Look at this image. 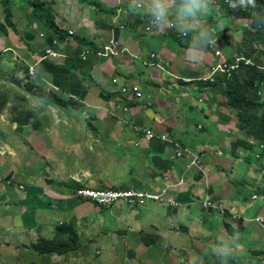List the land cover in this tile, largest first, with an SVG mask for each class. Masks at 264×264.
<instances>
[{
	"label": "crops",
	"instance_id": "crops-1",
	"mask_svg": "<svg viewBox=\"0 0 264 264\" xmlns=\"http://www.w3.org/2000/svg\"><path fill=\"white\" fill-rule=\"evenodd\" d=\"M40 3L50 9L59 29L86 42L81 54L89 60L88 80L79 69L63 67L67 55L80 44L68 37L53 46L52 32L43 17L34 16ZM115 4L116 0H11L15 31L5 34L0 29V73L8 71L14 79L6 82L12 86L7 105L11 107L12 95H17L21 112L12 121L9 108L2 109L0 128L12 134L10 145L15 147L16 142L20 147L17 136L24 134V147L32 151V160L38 161L34 154L40 156L41 171L47 176L43 179L31 173L34 187H26L29 193L23 200L14 185L12 191L6 184L0 188V198L8 197L0 209V232L11 235L19 230H38L40 239H54L57 225L73 222L85 243L78 251L52 256L64 259L62 263H91L96 256L97 262L109 264L117 250L115 264H188L189 259L192 264H214L215 258L204 256V252L228 225L231 234H239L242 245L239 259L230 264H264V222L258 221L264 219V185L258 189L261 202L250 206L242 202L247 199V189L236 192L232 179L226 180L227 168L233 173L238 167L237 175L250 179L249 164L239 159L251 152L235 148V144L242 138L251 139L245 129H240L238 110L228 105L223 74L216 73L212 82L202 80L211 75L218 62H231L238 55L227 50L219 58L207 48L202 59L191 63L186 54L188 38L171 27L146 32V15H132L127 0L118 7ZM3 21L0 0V24ZM232 22L216 27L215 50L222 51L220 36L233 29ZM113 40L118 42L117 53L106 54L104 49ZM47 48L59 56L44 55ZM261 64L264 71V60ZM27 76L81 106L70 109L49 97L35 96L27 87L31 82H24ZM243 76L246 80L250 77L239 74L240 82L245 80ZM132 86L141 92V98H133ZM122 88L127 91L122 92ZM21 119L24 122L20 125ZM146 131L155 137L145 138ZM163 134L180 147L182 157L176 155L172 143L159 139ZM56 135L59 146L56 139L54 143L49 140ZM48 180L72 181L80 188L150 192L175 186L172 196L177 205L101 207L79 198L76 192L80 188L73 191ZM50 185L57 187L48 188ZM43 187L47 188L41 193V203L46 206L38 209L30 199ZM205 203L227 210L238 224L222 217L220 224L216 223L219 211L209 210ZM28 218L32 219L30 225ZM35 221L37 227H32ZM149 234L150 244L145 242Z\"/></svg>",
	"mask_w": 264,
	"mask_h": 264
},
{
	"label": "trees",
	"instance_id": "trees-1",
	"mask_svg": "<svg viewBox=\"0 0 264 264\" xmlns=\"http://www.w3.org/2000/svg\"><path fill=\"white\" fill-rule=\"evenodd\" d=\"M80 1L85 2L86 0ZM257 4L258 7L255 9H231L228 7L226 0H214V7L219 9L221 15L218 16L213 14L211 17V24L214 26L217 23V28L220 29L225 25V22L229 25L233 19L236 21L245 20L247 23L245 24L246 28H243L242 30L241 41L235 53L236 55L242 54L244 57L251 58L253 60V64L248 65L241 62L238 68L239 70L244 69L248 72L250 77L247 80L245 79L240 82L238 79L239 72L236 70L231 73L229 78H226V76L223 75L224 77L222 79L225 86V95L228 97V105L233 106L238 110L240 129H245L249 134V137L257 143L264 144V100L262 99V96L259 95L261 88L260 84L264 82V71L260 69L262 59H264V0H257ZM2 7L4 12V21L0 24V29L6 34L10 30L15 31L12 23L11 0H2ZM41 12L44 13L42 14ZM34 13L35 18H39V16L43 17L42 19H44L45 24L52 32L51 38H53V46L61 41H65L68 37H72L80 44L77 49L70 52V55H67L69 57H67L63 67H65V69H79L84 78L88 80L86 74L90 71L89 60L81 54V46L85 45L86 42H83L77 37H74L72 34L59 29L54 21L50 9L46 7L45 4H36ZM145 22L148 23V19H146ZM90 46L93 47V44H90ZM47 49L43 52L44 55H48L46 52ZM97 53H100V51ZM222 62L230 64V62H227L226 60ZM27 82H31V84H27L29 92L33 91L34 95L37 97H49L56 102V104L61 105V107H67L70 109H76L81 106V104L74 99H66V97L57 94L53 90H47L44 86L39 84L37 85L35 83L36 81L34 79L32 80L29 76H27ZM249 110L251 112H249ZM259 110H261V112L258 116L256 113L259 112ZM254 111L257 112L253 113ZM238 147H243L245 150L251 152L254 150L253 148L255 146L251 145L248 142V139L246 140V138H244L236 142L235 148ZM255 148L258 150L257 147ZM259 157L264 159V153ZM48 182L55 183L53 180H48ZM57 184L69 187L73 191L75 190V187L80 188L77 183L72 181L68 183L57 182ZM224 228L231 234V229L228 225H224ZM56 230L58 233L56 238H41L38 243H32L26 246L25 249L34 252L38 256H62L67 255L70 252L78 251L83 247L85 242L79 235L75 223L71 222L59 224L56 226ZM61 234L67 235V238L62 239Z\"/></svg>",
	"mask_w": 264,
	"mask_h": 264
},
{
	"label": "rangeland",
	"instance_id": "rangeland-1",
	"mask_svg": "<svg viewBox=\"0 0 264 264\" xmlns=\"http://www.w3.org/2000/svg\"><path fill=\"white\" fill-rule=\"evenodd\" d=\"M232 21H234V22H232V26L235 25L233 27V29L228 33H224V35H223L224 37L220 36L223 53L221 50H218V55L219 54H221V56H222V54L225 55L227 50L231 51L232 53H235L236 49L238 48V45L240 44L242 30H243V28H246L245 24H247V23L245 20L236 21L233 19ZM209 23H210V21H209ZM225 25H228V23L225 22ZM217 26H218V24L216 23L215 27H217ZM226 27H229V26H226ZM218 55H216L214 53V56L217 57ZM235 57H239V58L242 57L243 59H248V60H250V63H248V64H253V60L251 58H246L242 54L235 56ZM234 58L232 60H234ZM263 60L264 59H262V61ZM236 62H238V61H236ZM241 62L246 64L243 60H241L240 63ZM248 64H246V65H248ZM239 66H240V64H239ZM261 66H262V64H261ZM261 66H260V69H261ZM221 68H222V65L220 64V62H218L214 69L215 70H221ZM237 72H239L240 75L241 74L244 75L246 73L248 74V72H246L244 69H241V70L238 69ZM33 74H34V71L32 69L29 71V75L32 76ZM9 78H10V75H9L8 71H6V73L4 75H2V73H0V109L9 108L8 112H9V115L11 116L9 119L12 121H15V119L17 120V118H14V115L17 113L19 114V112H21L18 109L20 103L17 99V95H12L13 100L11 102V107H9L7 105V102H8L7 95H9L8 92L10 90H12V86H10V88H9L8 85H6V82H15L14 79H11V78L9 79ZM199 80L201 81V78L198 79V81ZM25 81L27 82L26 79L24 80V82ZM260 85H261V88H260L259 95H261L262 99L264 100V82L261 83ZM138 93L140 94V96L134 97L132 95L133 98H136V99L141 98L142 94L139 90H138ZM0 111H2V110H0ZM249 112H251V111L249 110ZM255 112H257V111H254L253 113H255ZM260 112H261V110H259V112H257L256 114L259 116ZM18 121H19L20 125H21V122H24V120H22V119L18 120ZM4 130L5 129H3V127L0 128V188H3V186L6 184V185H8L9 190L12 191L14 189L12 187V185H14L16 187V189L19 188V190H20V191L18 190V192L15 191V193L19 196L20 199L23 200V199L27 198V194L29 193L27 191L26 187H34V184H31V182H30L31 179H33L32 175H34L36 177H37V175H40L41 178L44 179L45 176H47V174H45L46 172L41 171V169L43 167H41V165H40L41 164V159H39L40 156L39 155L35 156V154H34V157L36 159H38V161H35L34 159L32 160L31 155H30L32 151H30V149L26 150V146L24 147V143H23L24 134L17 136V138L21 139L20 147L18 145V142H16V144H15L16 147H15V146L10 145L11 139L13 138L12 134H10L8 132L4 133ZM54 134H56V133H54ZM243 136L246 137V135H243ZM55 139H56V145L59 146L58 142H57V135L55 137L50 136V138H49V140L53 143L55 142ZM242 139H244V138H242ZM242 139H239V140H242ZM164 142L172 143V146L176 149V155L178 157L183 156L180 147L177 144L171 142L169 140L168 136H167V140ZM7 146H10V148H12V150L15 152V156L12 155V153L10 152V149ZM263 153H264V150H257V152L252 150L251 154L248 153L247 156H245V157L242 156V158L240 157L241 160L239 159V161L242 162L243 160H245L243 162L245 164H249L248 165V170L250 173L249 177H250V179L254 178V180H250V179L246 180L244 176L242 177V176L237 175L236 171L239 170V167L233 173L231 171H229V168H227L229 176H226V180L232 179L233 182H231V181L230 182L234 185L236 192L242 191L243 188L247 189L246 190L247 199L246 200L243 199L242 202L244 201L247 205H250V206H255V205L259 204L262 200V194L258 193V189H260L262 187V185H264V171H259V169L264 170V165L262 164L264 159L259 157ZM24 163H25V165H24ZM21 165H23L24 167H21ZM50 168L52 169V167H50ZM31 173H33V174L31 175ZM258 179L261 182L258 181ZM166 180H169V177H167ZM180 180H181V178L179 179V181L177 183H180ZM54 182H55L54 184L58 185L56 180ZM56 185H50L48 188L57 187ZM256 185L258 186V188H255ZM21 187H22V189H20ZM174 187L175 186H167L166 188H164V190H166V197L169 198L170 200H172V202H174V198L172 196V189ZM45 188H47V187H43L42 191L39 189L37 195L32 193L31 196H33V197L30 200H31V204L33 207H35V208L37 207L39 209L42 206H46V204L41 203V201H42L41 193L44 191ZM69 190H71V189H69ZM252 193H255L256 195L255 194L254 195L258 196V198H256V199L252 198L251 197ZM0 200H1L0 203H3L0 206V209L2 210V208H4V206L6 205V203H8L7 202L8 197L2 196V198H0ZM206 202H208V201H206ZM159 204H163V203H159ZM165 205L174 206V205L168 204V203ZM222 210H223V212L218 210L219 214H217L215 216L216 223L220 224L221 219L223 218L224 220H230V222L232 224H235V223L238 224V221L233 220L231 218V216L228 214L229 212H227V210H224L223 208H222ZM0 215H1V213H0ZM27 217H29V216H27ZM28 219H29V225L32 224V219L31 218H28ZM32 227H37L36 221H35V224L33 222ZM52 228L54 229V227H52ZM52 232L54 234V230ZM40 234L38 233V230H37V232L35 231L32 233H29L28 231H24V230H19V231H16L15 233L11 232V235L0 232V264H72V262H68V261L62 263L61 261L64 259H61V257L54 258L51 255L37 257L34 252L25 249L26 246H28L32 243H34V244L38 243L41 240ZM150 237H151V234L145 236V242L148 244H150L152 242ZM52 238H50V239H52ZM118 250L121 254L122 249L118 247ZM93 254L95 256V253H93ZM116 257H117V250L114 253V255L111 257L112 262L114 261V259ZM98 259H99V257L96 258V256H95V260L93 262L89 263L88 261H86V262H83L82 264H101V263L97 262ZM95 261H96V263H95ZM112 262L110 261L109 264H115Z\"/></svg>",
	"mask_w": 264,
	"mask_h": 264
},
{
	"label": "clouds",
	"instance_id": "clouds-1",
	"mask_svg": "<svg viewBox=\"0 0 264 264\" xmlns=\"http://www.w3.org/2000/svg\"><path fill=\"white\" fill-rule=\"evenodd\" d=\"M121 2L124 0H116L115 6L118 7ZM226 2L231 9L258 7L257 0ZM127 7L132 15H146L149 28L152 30L161 31L172 27L181 37L188 38L189 48L186 49V54L191 63L202 59L209 46L213 48L210 50L217 47L216 27L208 22V18L213 14L221 15L219 9L214 7V0H127ZM249 143L258 149L259 143L255 140L251 139ZM241 248L239 234L233 232L229 235L225 230L224 234L216 237L204 252V256L214 257V264H230L239 259ZM188 264H192L191 259Z\"/></svg>",
	"mask_w": 264,
	"mask_h": 264
},
{
	"label": "built area",
	"instance_id": "built-area-1",
	"mask_svg": "<svg viewBox=\"0 0 264 264\" xmlns=\"http://www.w3.org/2000/svg\"><path fill=\"white\" fill-rule=\"evenodd\" d=\"M172 28V27H171ZM151 28L147 27L146 32H150ZM55 43V42H54ZM118 42L113 40L109 42V44L105 47L104 51L106 54L117 53L118 50ZM209 49H212V47L209 46ZM215 50V48H214ZM47 54L53 57L59 56V53L52 49L46 50ZM216 55H218V50H215L214 52ZM217 57H221V54H219ZM86 58V56H85ZM243 60L246 64L250 63V60L243 59L242 57H235L230 64H225L222 61H220V64L222 65L221 70H215L214 66L211 70V75L207 78H203V81H213V77L216 73H221L226 76V78H229L231 76V73L235 71L240 64V61ZM238 61V62H236ZM234 62V63H233ZM114 83H118V80L115 79ZM131 94L135 97H139L140 94L138 93V89L136 86H132L130 89ZM126 88H122V92H126ZM148 104H151L150 101H148ZM144 137L147 139L154 138L155 136L151 131H146L144 133ZM159 139L161 141L167 140V135L163 134L160 135ZM254 143L255 142H251ZM258 150H264V144H258ZM196 162L193 161L192 164L194 165ZM182 183V181H181ZM22 189V188H21ZM77 196L79 198L89 200L93 202L94 204L101 206V207H109L112 205H118V204H124L129 205L133 207L142 206L146 203H153V204H172L177 205V203L172 202L169 198L166 197V190H161L160 192H150V191H144V190H138V189H112V188H102V189H91V188H80L77 190ZM254 198H257L256 196ZM204 206L206 208L215 209L218 210L219 208L214 207L211 203H205ZM223 212V211H222ZM260 222H264V219H258Z\"/></svg>",
	"mask_w": 264,
	"mask_h": 264
}]
</instances>
